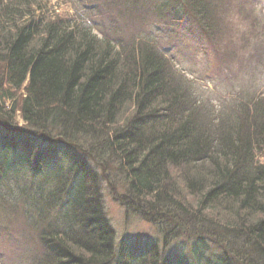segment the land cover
<instances>
[{
	"label": "trees",
	"instance_id": "16d2710c",
	"mask_svg": "<svg viewBox=\"0 0 264 264\" xmlns=\"http://www.w3.org/2000/svg\"><path fill=\"white\" fill-rule=\"evenodd\" d=\"M103 1L106 21L162 10L151 0ZM230 2L166 0L167 20L193 19L211 44ZM111 34L38 15L30 0H0V104L10 114L0 118V215L26 222L35 241L7 239L29 246L26 264H190L165 257L177 237L192 242L195 264H264V95L236 105L233 118L202 115L206 106L193 101L173 55L146 41L128 51L138 57L124 55L125 41ZM61 146L103 168L119 162L131 208L157 229L164 250L151 242L115 248L98 177L78 155L52 193L42 189ZM9 178L12 190H2ZM210 246L220 257H207Z\"/></svg>",
	"mask_w": 264,
	"mask_h": 264
},
{
	"label": "rangeland",
	"instance_id": "374dc122",
	"mask_svg": "<svg viewBox=\"0 0 264 264\" xmlns=\"http://www.w3.org/2000/svg\"><path fill=\"white\" fill-rule=\"evenodd\" d=\"M151 1L158 2L157 5L162 6L161 11L155 10L158 15L152 12L153 15H148L142 20L131 18L126 22L122 21L118 14L112 21H106V18L102 17L105 14V9H107L103 0H30V3L33 5L36 14L43 15L46 18L57 19L58 17L65 16L73 19L75 24L82 26L84 24H89L92 27L90 30L93 31V34L100 38L103 37L100 31L102 27L105 26L111 31L112 35H116L119 39L121 38L125 41L121 50V53L124 55L135 54L137 50L133 53H129L128 51L130 49L134 50L139 48L140 46L138 47V45L141 44L142 41H146L149 44L153 43L164 51L167 49L166 53L175 55L174 62L176 65H181L184 61L192 59V57L200 50L214 51L212 41H210L211 44H209L206 37L201 36V34L198 33V27L193 19H187L183 26H179L173 20V22L167 20V8L165 7L167 6L166 0L164 3L161 0ZM119 12H124V10L121 9ZM164 12L166 17L162 16ZM110 15V12L106 13V16ZM162 19L165 22H162ZM92 21L96 22L93 23ZM107 25L114 28H108ZM93 28L95 30H93ZM218 34H220L219 27H217V33L215 36ZM135 57H138V53L137 56L135 54ZM20 93L17 95V100L20 99ZM262 95H264V93L240 96L231 101L221 98L219 108L209 100L204 103L206 106L204 109L206 111L203 108H200L199 111L202 115H204V112L208 113L210 110L211 116L217 117L222 114L223 117L232 116L233 118L235 113L234 107H236V105L245 101H250ZM8 106L9 104H6V106H0L1 109L4 108L6 111V113L0 114V118L6 119L10 116L8 113ZM15 116L16 118H14V121L16 127L23 130L22 127L24 122L22 121L20 114L16 113ZM255 147L259 148L258 146ZM61 150L62 152L53 156V158L48 161L50 171L46 170L44 172V182L47 183L43 184L42 189L45 191H51V193L55 187L59 186L60 183L58 182L62 178L59 177L67 173L73 160V158L71 159V156H79L80 154L75 149L68 146H61ZM3 156L4 153L2 152L0 158ZM80 160L87 163L82 158H80ZM89 161L90 162H88L87 165L88 167L91 165L93 172L98 177L103 206L116 235L115 248L117 249L123 241H147L152 243H154L153 241H157L160 237L157 229L139 216L130 205L128 206L120 198L124 196L123 193L126 191H123L125 187V177L118 165L119 162L112 160L103 168L94 160L89 159ZM262 161L263 160H261V163ZM18 169H20V167ZM59 171H61V175L55 179ZM8 181V184L10 185L4 186L2 190H12L11 185L14 186L13 184L16 182L11 180V178H9ZM109 187L112 188L109 189ZM0 226L1 228L4 227V230L0 231V233L3 234H0V252L5 255V263L26 264L24 262L27 260L28 254H25V252L27 250L26 247L29 246L26 244H18V246H16L10 243L8 239L19 241L20 243H23L26 239L33 238L35 241L31 229L26 226V222L16 219L15 217L11 219V217L6 216L5 214L0 215ZM165 249V257L167 258H169L168 255L173 257H188L190 259V264H195L197 261L192 243L186 238L182 239L177 237L172 239L168 248ZM31 250H33V248ZM218 250V248L210 246V252L207 256L210 258L220 257ZM77 255L80 256L79 254ZM85 258H88V256H85Z\"/></svg>",
	"mask_w": 264,
	"mask_h": 264
},
{
	"label": "clouds",
	"instance_id": "9594fccd",
	"mask_svg": "<svg viewBox=\"0 0 264 264\" xmlns=\"http://www.w3.org/2000/svg\"><path fill=\"white\" fill-rule=\"evenodd\" d=\"M214 51H198L177 65L195 103L220 107L221 98L264 93V0H231L219 13Z\"/></svg>",
	"mask_w": 264,
	"mask_h": 264
},
{
	"label": "bare ground",
	"instance_id": "6f19581e",
	"mask_svg": "<svg viewBox=\"0 0 264 264\" xmlns=\"http://www.w3.org/2000/svg\"><path fill=\"white\" fill-rule=\"evenodd\" d=\"M126 185V184H125ZM112 187H109V189H111ZM101 192V191H100ZM97 193H99V192H97ZM96 193V194H97ZM124 194V196L123 197H120L121 198V200L124 202V203H126L128 206L132 203V200H131V197H130V195H129V193H127V195H126V192H124L123 193ZM99 197H100V201H102V199H101V193H100V195H99ZM103 203V202H102ZM104 207V206H103ZM104 211H105V208H104ZM105 213H106V211H105ZM138 214V213H137ZM139 216H141L140 214H139ZM142 217V216H141ZM108 218V217H107ZM108 221H109V223H110V220H109V218H108ZM111 224V223H110ZM198 228V227H197ZM198 229H200V230H204V228L203 227H200V228H198ZM229 230V229H228ZM227 230V231H228ZM173 232L174 233H176L177 231L174 229L173 230ZM231 235V232L230 233H228V235L227 236H230ZM189 241V240H188Z\"/></svg>",
	"mask_w": 264,
	"mask_h": 264
}]
</instances>
